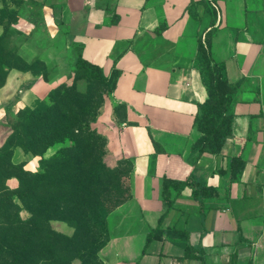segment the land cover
I'll return each instance as SVG.
<instances>
[{
	"label": "crops",
	"instance_id": "1",
	"mask_svg": "<svg viewBox=\"0 0 264 264\" xmlns=\"http://www.w3.org/2000/svg\"><path fill=\"white\" fill-rule=\"evenodd\" d=\"M24 1L41 10L51 59L40 61L56 75L44 80L12 70L0 101L17 97L27 107L43 101L64 84L62 56H81L106 77L120 73L95 128L107 141L105 163L128 164L129 198L107 217L100 263L264 264V0ZM207 35L213 61L235 87L232 133L218 155H200L196 146L195 121L208 98L197 47ZM119 106L127 114L117 115ZM64 147L49 148L43 158ZM234 159L243 162L235 178ZM39 160L16 149L12 163L36 173ZM190 177L191 186L180 193L170 189L168 210L163 180ZM6 185L16 189L18 181ZM198 186L214 193L200 203L192 195ZM163 215L162 238L147 244ZM50 227L67 237L74 233L62 222ZM167 231L186 233L200 260L187 259L183 242Z\"/></svg>",
	"mask_w": 264,
	"mask_h": 264
},
{
	"label": "trees",
	"instance_id": "2",
	"mask_svg": "<svg viewBox=\"0 0 264 264\" xmlns=\"http://www.w3.org/2000/svg\"><path fill=\"white\" fill-rule=\"evenodd\" d=\"M161 31L155 33L159 35ZM40 63L45 66L42 61ZM196 63L208 96L205 103L199 106L195 121L201 134L196 146L200 155H218L225 139L232 133L229 108L235 87L228 83L224 69L211 57L210 35L198 41ZM12 70L29 73L32 67L3 52L0 38V89L5 86ZM74 70V82L83 78L79 73L84 71L86 81L94 79L103 86L111 83L110 90L106 89L105 93L115 89L120 76V73L112 72L105 77L101 68L88 63L81 56L76 58ZM99 90L98 86L90 85L85 92H80L77 83L59 85L49 92L48 102L37 101L35 108H27L26 123L0 149V264H72L75 260H82L75 253L76 244L79 243L76 238L87 219L86 215L89 212L102 215L106 207L112 205L114 197L123 193L121 177L108 172L103 164L106 138L94 128L99 117L98 105L102 101V97H97ZM67 143L70 146L59 149L49 159L43 158L49 148ZM16 148H20L24 154L40 158L38 172H28L23 164L12 163ZM242 167L240 159L232 161L234 178ZM10 171L16 174L7 173ZM11 178L18 181L16 189L6 185ZM190 181L191 177L184 182L163 180L162 199L168 210L173 206L170 189L175 188L180 193L191 186ZM101 193L107 197L100 198ZM213 193L212 189L199 186L192 191L193 197L200 203L202 197ZM128 198L129 195L105 214V225L108 215ZM15 199L21 205L15 203ZM22 211L30 215L28 219H20ZM164 219L165 215L159 219L158 228L148 235L147 244L162 238ZM51 221L73 228V235L67 237L55 232L50 227ZM166 234L176 236L183 242L187 259L200 260V257L194 256L195 250L189 246L186 233L167 231ZM107 240L106 225L105 240L93 253L98 264L101 263L97 253Z\"/></svg>",
	"mask_w": 264,
	"mask_h": 264
},
{
	"label": "rangeland",
	"instance_id": "3",
	"mask_svg": "<svg viewBox=\"0 0 264 264\" xmlns=\"http://www.w3.org/2000/svg\"><path fill=\"white\" fill-rule=\"evenodd\" d=\"M41 15L42 13L39 8L29 5L24 0H0V38L3 52L13 58L20 59L32 67V70L29 73L36 76V78L40 77L48 79L56 74L52 69L53 67H50L49 69L40 63V60L43 57L51 59V57L47 56L49 41L41 26ZM60 60H63L66 63L65 67L63 66L64 71L59 74V79H62L65 85L70 86L77 83L80 92H85L86 88L90 87V85L98 86V88H100V94L97 95V97H102V101H100L98 105V113L100 117L104 108L105 97H108L110 94L108 92L105 93V90H110L111 83H108L107 86H103L101 82L94 79L86 81V79H84V75L86 74L84 71L79 73V76L81 75L83 78H79L77 82H74V65L76 58L70 59L62 56ZM47 97L44 98V103L48 102ZM14 98L9 102L5 100L0 101V149L9 143L15 133L22 129L21 125L26 123L28 107L20 103L17 97ZM30 107L35 108V104ZM127 111L126 107L119 106L117 115L123 116L127 114ZM64 145L68 147L70 146V143ZM20 154H24L21 149ZM104 158L103 164L108 169V172L121 177V185L124 191L122 194L114 197L112 205L109 208L106 207V211H104L102 215L90 214V212L86 215L87 219L80 228L79 234L76 238L79 243L76 244L75 253L76 256H81L82 260H75L72 264H98L93 257V253L95 248L101 245L106 237V225L103 218L114 205L123 201L129 195L128 164L126 162H121L117 165L108 166L105 163ZM7 173H10V175L16 174L14 171ZM99 196L100 198L107 197L104 193H101ZM15 203L21 205L17 199H15ZM29 216L30 215L25 211H22L19 214L21 220H26Z\"/></svg>",
	"mask_w": 264,
	"mask_h": 264
},
{
	"label": "built area",
	"instance_id": "4",
	"mask_svg": "<svg viewBox=\"0 0 264 264\" xmlns=\"http://www.w3.org/2000/svg\"><path fill=\"white\" fill-rule=\"evenodd\" d=\"M213 7H214V8H216V6H215V5H213ZM203 40H204V39H203Z\"/></svg>",
	"mask_w": 264,
	"mask_h": 264
}]
</instances>
